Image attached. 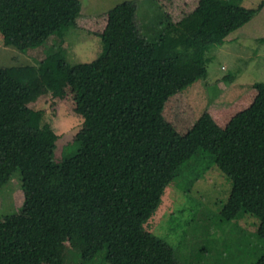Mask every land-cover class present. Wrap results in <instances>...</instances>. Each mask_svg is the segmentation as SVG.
<instances>
[{
	"label": "trees",
	"instance_id": "16d2710c",
	"mask_svg": "<svg viewBox=\"0 0 264 264\" xmlns=\"http://www.w3.org/2000/svg\"><path fill=\"white\" fill-rule=\"evenodd\" d=\"M155 1L167 21L157 41L141 33L133 0L95 14L82 0H0L7 45L38 47L70 26L104 42L90 62L58 50L37 65L0 67V188L19 171L24 193L18 210L0 215V264H188L144 222L198 149L232 182L222 216H257L264 238V81L197 119L185 92L207 77L206 51L264 0ZM48 100L84 120L77 152L60 163V133L40 107Z\"/></svg>",
	"mask_w": 264,
	"mask_h": 264
},
{
	"label": "rangeland",
	"instance_id": "374dc122",
	"mask_svg": "<svg viewBox=\"0 0 264 264\" xmlns=\"http://www.w3.org/2000/svg\"><path fill=\"white\" fill-rule=\"evenodd\" d=\"M125 0H82L85 13H99ZM136 2L137 24L148 39L157 41L167 23L164 11L155 0ZM262 0H242L248 7H257ZM62 50L70 63L90 62L100 56L104 42L99 35L76 26L53 34L44 44L18 49L7 45L0 33V67L37 65L48 55ZM208 74L185 89L188 106L199 118L210 105H227L239 98L254 82L264 81V8L231 38L214 43L205 54ZM46 119L60 133L56 142L55 162L74 155L79 142L74 135L83 126V118L67 111L64 105L42 101ZM212 155L198 149L184 162L179 174L166 186L162 202L144 225L156 236L174 246L176 257L188 264H255L264 252V238L258 234L260 220L249 212L226 219L221 209L227 202L231 180ZM1 214L18 210L24 202L22 178L16 171L0 188ZM93 263V262H92ZM100 264H110L104 260Z\"/></svg>",
	"mask_w": 264,
	"mask_h": 264
}]
</instances>
